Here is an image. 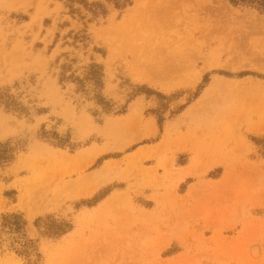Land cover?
<instances>
[{"label": "rangeland", "instance_id": "obj_1", "mask_svg": "<svg viewBox=\"0 0 264 264\" xmlns=\"http://www.w3.org/2000/svg\"><path fill=\"white\" fill-rule=\"evenodd\" d=\"M0 154V264H264V13L0 0Z\"/></svg>", "mask_w": 264, "mask_h": 264}, {"label": "trees", "instance_id": "obj_2", "mask_svg": "<svg viewBox=\"0 0 264 264\" xmlns=\"http://www.w3.org/2000/svg\"><path fill=\"white\" fill-rule=\"evenodd\" d=\"M109 1L113 3V5L118 9L124 8L125 6L131 3V0H109ZM226 1L233 6H246L253 8L261 13H264V0H226ZM95 5L99 7L98 11H95V13L105 14L106 10L101 3H95ZM92 66H97V65L93 64ZM91 80H93L96 83L98 82L97 79H95L94 77L91 78ZM145 92L154 93L157 96H163L162 93L157 91L156 92L151 91L150 89H146ZM97 102L101 105L105 113L112 112V103L110 101L106 100L101 96H97ZM157 118H158L157 120L158 125L159 127H161L163 117H161V115H157ZM0 158L4 159L6 157L3 154H0ZM24 224L25 222L22 216L20 214H15V213L10 214L8 216H3L1 221L2 227H7L16 233L22 231ZM65 229L66 227H64V225L60 226L59 227V231H61L60 233H63ZM19 248L20 249H18V252L23 254L27 258V264H36L35 260L32 262L30 259V255L36 249L32 241H22L21 246ZM36 256L38 257L40 255L36 253Z\"/></svg>", "mask_w": 264, "mask_h": 264}, {"label": "bare ground", "instance_id": "obj_3", "mask_svg": "<svg viewBox=\"0 0 264 264\" xmlns=\"http://www.w3.org/2000/svg\"><path fill=\"white\" fill-rule=\"evenodd\" d=\"M147 11H148V10H147ZM145 12H146V11H144V13H145ZM146 15H147V14H146ZM143 16H144V15H143ZM142 18H143V17L141 16L140 20H136V21H135V24H132V26H135V25H136V26H139V25L141 24L142 27H143V24H144L143 20H144V19H142ZM145 19H146V17H145ZM133 20H134V19H133ZM144 21H146V20H144ZM133 23H134V21H133ZM142 27H141V28H142ZM134 28H135V27H134ZM129 29L131 30V29H133V28H129ZM168 55H169V54H168ZM168 55H167V57H168ZM164 56H165V55H164ZM169 56H170V55H169ZM170 57H171V56H170ZM164 58H165V59L160 58L159 60H162V61H163V60H164V61L167 60V62H169V61H171V59H172V58L170 59L169 57H168L167 59H166V57H164ZM176 58H177V57H176ZM152 63L155 64V62H152V61H151V63H148V64H152ZM148 64H147V65H148ZM180 64H181V63H180ZM161 65H163V64H161ZM176 67H177V66H176ZM163 69H165V70H163ZM157 70H159V69H157ZM162 70H163V72H161V73H162L163 75H165V74H167L166 72H170V71L174 70V66H171V64L168 63L167 65L164 66V68H162ZM168 70H169V71H168ZM155 73H156V72H155ZM145 75H146V74H145ZM147 75H148V74H147ZM146 77L148 78V76H146ZM153 77H154V76H152V78H153ZM154 79H155V78L149 80V78H148L149 82H152L153 84L156 83L157 86H160V87H162V88L170 86V83L155 82ZM188 80H190V79H188ZM188 80H185V81H187V83H188ZM176 81H177V80H176ZM182 84H183V83H182ZM166 85H168V86H166Z\"/></svg>", "mask_w": 264, "mask_h": 264}]
</instances>
